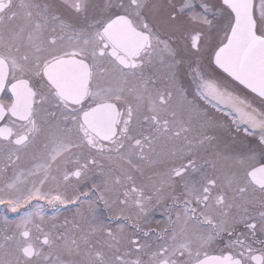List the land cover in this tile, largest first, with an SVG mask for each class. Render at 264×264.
Listing matches in <instances>:
<instances>
[{
	"label": "snow or ice",
	"instance_id": "6c2138e0",
	"mask_svg": "<svg viewBox=\"0 0 264 264\" xmlns=\"http://www.w3.org/2000/svg\"><path fill=\"white\" fill-rule=\"evenodd\" d=\"M0 264H264V0H0Z\"/></svg>",
	"mask_w": 264,
	"mask_h": 264
}]
</instances>
